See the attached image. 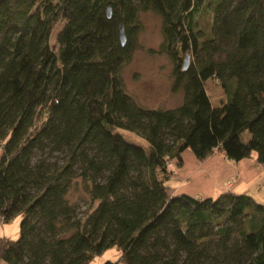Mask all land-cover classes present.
I'll return each instance as SVG.
<instances>
[{
    "label": "trees",
    "instance_id": "1",
    "mask_svg": "<svg viewBox=\"0 0 264 264\" xmlns=\"http://www.w3.org/2000/svg\"><path fill=\"white\" fill-rule=\"evenodd\" d=\"M147 10L161 18L157 50L182 93L174 107L143 106L121 76ZM212 76L225 93L217 106ZM185 148L264 167V0L0 4V226L20 215L17 238L0 232V261L87 264L114 246L117 258L101 264H264V203L233 190L175 194L167 183ZM35 150L65 158L34 160ZM77 179L94 203L83 216L67 200Z\"/></svg>",
    "mask_w": 264,
    "mask_h": 264
},
{
    "label": "rangeland",
    "instance_id": "2",
    "mask_svg": "<svg viewBox=\"0 0 264 264\" xmlns=\"http://www.w3.org/2000/svg\"><path fill=\"white\" fill-rule=\"evenodd\" d=\"M139 19L142 24V29L138 32L136 40L141 48L135 49L129 62L123 64L121 67V76L124 81L125 89L143 106L162 108L174 107L181 102L182 93L181 91H171L172 61L165 53H160L157 50L162 40L161 18L155 12L147 10L139 13ZM211 21L212 16L210 15L209 22ZM150 49H152V51ZM205 86L213 106H217L224 101L225 93L215 77L212 76L206 80ZM119 131L128 141L140 144L144 147L147 146V141L134 132L123 128H120ZM247 137L248 131L245 129L241 133V138L246 140ZM64 154L63 151L48 153L47 151L41 152L35 150L33 159L35 160L39 157L46 156L50 161H57L60 163L65 158ZM183 157L184 160L188 161V156L186 154L183 155ZM169 165L173 168L174 173L167 183L173 187V191H175L174 185L176 184H171L169 181L175 174L178 176L180 185L190 183V179L187 177L188 175L180 177L181 174H185L183 171V160L182 164L179 166L175 165L173 161H170ZM261 166L262 165L259 164V167ZM200 168L204 172L207 171L206 168L202 166H200ZM260 169L262 171V178L260 181L258 180L257 185L249 189L248 194L257 202L264 203V167L262 166ZM206 174H209L208 171ZM173 181L174 179H172V182ZM231 182L232 179L227 177L222 187H227L226 183L229 185ZM230 189L231 187L225 188L222 191ZM196 192V196L205 197L201 192ZM67 200L74 208L77 216H83L94 204L86 194L83 184L79 179L70 187L67 193ZM19 221V214L13 216L8 222L0 226V232L7 237L17 238L19 235ZM118 254L119 251L113 246L95 255L87 264H101L106 259L114 260L117 258ZM0 264L6 263L0 261Z\"/></svg>",
    "mask_w": 264,
    "mask_h": 264
},
{
    "label": "crops",
    "instance_id": "3",
    "mask_svg": "<svg viewBox=\"0 0 264 264\" xmlns=\"http://www.w3.org/2000/svg\"><path fill=\"white\" fill-rule=\"evenodd\" d=\"M183 171L180 177H189V184H179L178 176L175 174L171 179V184H176L175 194L186 193L196 196L199 191L204 196H217L225 188L240 193H248L249 189L258 184L262 178L261 167L254 156L244 157L240 160L227 158L222 152H214L203 161L198 160L189 148L182 151ZM188 156V161L184 160L183 155ZM200 166L206 168L209 174L202 171ZM206 174V175H205ZM232 179L231 184L224 186L225 179ZM172 179L174 181L172 182Z\"/></svg>",
    "mask_w": 264,
    "mask_h": 264
},
{
    "label": "water",
    "instance_id": "4",
    "mask_svg": "<svg viewBox=\"0 0 264 264\" xmlns=\"http://www.w3.org/2000/svg\"><path fill=\"white\" fill-rule=\"evenodd\" d=\"M4 0H0V4L3 2ZM107 15L110 16V7L108 6L107 8ZM118 31H119V38H120V41L121 43L123 44L125 41H126V34H125V31H124V26L120 23L119 24V27H118ZM187 59H188V56L186 55L185 59H184V66L186 65L187 63Z\"/></svg>",
    "mask_w": 264,
    "mask_h": 264
}]
</instances>
